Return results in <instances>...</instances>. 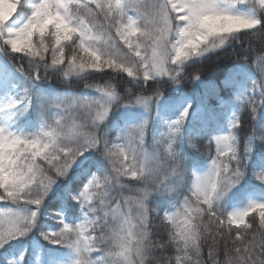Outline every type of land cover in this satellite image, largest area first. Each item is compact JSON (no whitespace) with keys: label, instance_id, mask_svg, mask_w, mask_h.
I'll list each match as a JSON object with an SVG mask.
<instances>
[{"label":"snow or ice","instance_id":"1","mask_svg":"<svg viewBox=\"0 0 264 264\" xmlns=\"http://www.w3.org/2000/svg\"><path fill=\"white\" fill-rule=\"evenodd\" d=\"M0 264H264V0H0Z\"/></svg>","mask_w":264,"mask_h":264},{"label":"trees","instance_id":"2","mask_svg":"<svg viewBox=\"0 0 264 264\" xmlns=\"http://www.w3.org/2000/svg\"><path fill=\"white\" fill-rule=\"evenodd\" d=\"M206 75H207V73H206ZM191 87H192V85H190V84H189V85H187V89H188V90H190V89H191ZM248 219H250V217H249Z\"/></svg>","mask_w":264,"mask_h":264}]
</instances>
